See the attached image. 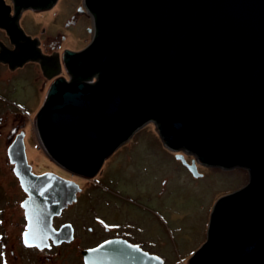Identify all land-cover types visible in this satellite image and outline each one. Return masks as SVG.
<instances>
[{"label": "water", "instance_id": "water-1", "mask_svg": "<svg viewBox=\"0 0 264 264\" xmlns=\"http://www.w3.org/2000/svg\"><path fill=\"white\" fill-rule=\"evenodd\" d=\"M12 2L13 14L0 0V29L17 46L2 49L0 61L13 68L39 60L46 78L56 77L34 119L46 156L92 178L152 122L166 148L194 156L188 163L176 154L193 176L197 164L249 173L246 186L216 201L206 241L188 264H264V0H85L96 35L83 50L63 52L69 81L57 77L59 55H42L19 24L21 11L49 10L57 0ZM8 159L28 195L24 245L71 242V226L53 231L51 221L79 186L35 175L21 135ZM82 255L84 264H164L119 240Z\"/></svg>", "mask_w": 264, "mask_h": 264}, {"label": "rangeland", "instance_id": "rangeland-1", "mask_svg": "<svg viewBox=\"0 0 264 264\" xmlns=\"http://www.w3.org/2000/svg\"><path fill=\"white\" fill-rule=\"evenodd\" d=\"M6 1L10 4L9 0ZM81 9H85L84 0H59L41 17L27 10L21 17V28H24L27 36H38L44 51L47 48L80 51L90 44L94 36L89 32L90 28L93 29V14L90 16L84 12L80 17ZM72 17L77 19L76 24L69 23ZM4 35L0 30V40H4ZM40 68L31 62L24 69L10 74L5 66L0 65V219L12 223L20 215L17 201L23 195L16 188L15 174L10 172L13 166L3 152L7 147L5 137L11 126L23 120L28 132L25 152L34 170L59 171L77 177L81 184L80 203L70 206L58 219V223H73L77 235L72 243L54 247L50 261L45 259V253L35 254L17 246L13 249L18 258L14 260V255L11 261H17V264H81L79 251L96 242L99 231L96 230L95 218L101 215V206L104 205L105 209L108 208L107 216L112 218L106 219L110 223H126L115 208L127 211L132 225L140 226L145 231L135 232L137 239L149 240L150 246L154 244L149 249L160 254L165 264H188V259L206 241L210 215L216 201L246 186L248 171L240 167L222 169L197 164V176H193L173 154H182L187 162L194 156L166 148L155 125L149 122L139 128L113 156L107 158L103 174L98 173L92 178L71 174L46 156L35 130V116L52 82L43 79ZM89 81L94 82L95 77ZM22 108L31 111L30 114H19ZM108 173L115 181L110 191L94 182L95 178H99L106 185L104 181L108 180ZM12 224L0 226V231L2 229L4 233H9ZM88 227H92L94 232L89 233ZM144 234L149 238H145Z\"/></svg>", "mask_w": 264, "mask_h": 264}, {"label": "flooded vegetation", "instance_id": "flooded-vegetation-1", "mask_svg": "<svg viewBox=\"0 0 264 264\" xmlns=\"http://www.w3.org/2000/svg\"><path fill=\"white\" fill-rule=\"evenodd\" d=\"M9 1H10V4L7 3V1L5 0L6 4L7 5H10L13 8V2H12V0H9ZM58 1L59 0H57V2ZM84 6H85V9L84 10L83 9L80 10V12H81L80 15H79L80 17L84 15V12L87 15L88 14L89 15L90 14H93L87 8L86 3H85V0H84ZM27 10L33 11L34 14H36V16H40V17H41V14L42 13L48 11V10L36 11V10H32V9H26V10L21 11V15H20V18H19V24L20 25H21V17L23 16V13L25 11H27ZM11 14H13V9L11 10ZM90 16H92V15H90ZM93 16H92V19H93ZM76 21H77V19L74 20V17H72V20L69 23L70 24H76ZM21 27H22V25H21ZM92 28L93 29H91V28L89 29V32L92 35H94V37H93V39H94L95 38V35H96V27H95V21L94 20H93V27ZM0 30L5 33L4 40L3 39L0 40V51L2 49H4V48L5 49L7 48L8 50H14V49H16L17 44L12 43L10 41L7 33L3 29H0ZM23 30H24V28H23ZM25 36H27V35L25 34ZM28 37H30V36H28ZM30 38L37 40V46H38L39 51L41 52L42 55H45V56H51V55H55V54H58L59 55L60 62H61V73L57 77L62 76L67 81L71 80V76L68 73V71L66 70V67H65L64 63L62 62V58H61V56H62V54H63V52L65 50L64 49L61 50V51H59L58 49L57 50H50L49 48H47L46 49L47 51H44L45 49L42 48V45H41L42 43H41V40L39 39L38 36H36V37H30ZM18 43L22 44L23 41L20 40V42H18ZM81 50H83V49H81ZM76 52H79V51H76ZM9 58L10 59H14L12 57H9ZM31 62H34L35 64H38V66H40V61L39 60H36V61H26L22 65L15 66L13 68L10 67V64L8 62H4V61H0V65H2L3 67L5 66L6 69L8 70V72L11 74V73H15V72H18V71L24 69L26 67V65H28ZM39 72H40L41 76L43 77V79L45 81H53L56 78V77H54V78H52L50 80L47 79L46 76L44 75L43 71L41 70V68L39 69ZM22 109H23V111H18V110L17 111H18L19 114H23V116H24V114L26 112L29 113V114L31 112V111L30 112L25 111V108H22ZM25 129H26V121H24V123H23V120L17 121V123H15L13 126H11L10 130L8 131V133H7L6 137H5V141L7 142V147L5 148V151L3 152L5 156L8 157V148L11 146V144L13 143V141L18 136H20V135L23 137L24 149L26 151V149H27V140H28V138H27L28 137V132ZM123 144H121L114 151V153L119 148H121ZM114 153L111 156H113ZM176 154L177 153H175L173 155H176ZM26 155H27V153H26ZM105 161L103 162V164H102V166H101V168H100V170H99L98 173H101V174L104 173V163H105ZM188 163H190V162H188ZM10 172L11 173L13 172V168L10 169ZM32 172L35 175H41V174H44V173H47V172L54 173L57 176H59L60 178L66 180V181L74 182V183H76L79 186L80 191L77 194H75L76 200L73 203L69 204L66 208H64L58 216L52 217V221H51V226L53 228V231H58L64 225L71 226L73 239L69 243L63 242V243H61L59 245H54L53 244V241L51 240V238H49L48 239L49 246L46 247V248H43V249H38L37 247H26L24 245V243H23V234L26 231L27 219H26L25 210H24L22 204L26 200L27 194L23 191V189H22V187H21V185L19 183V180L14 175V181H15V184L17 186L16 188L18 189V191H20V193H22L23 196H22V198L20 200L17 201L18 209L20 210V215L19 216H16V218L13 219V222H12L13 224L11 222H8V221L4 222V219H0V226H2V225H6L7 226V225H11V224L13 225V227L11 226L9 228L10 229V232L9 233H4L2 229L0 231V257H1V263L0 264H17V261H16V263H14L13 260L11 261V257L15 255V251L13 249V247H15V246H17L19 249L22 248V249H24L26 251H30V252H33L35 254L45 253V259H47L48 261H50L49 260V258H50L49 256H52L51 255V253H52L51 250H53L54 247L55 248H58V247H60L62 245L70 244V243H72L76 239L77 231H76V227H74L73 223H70L69 221H65V222L58 223V219L63 215V213L65 211H67V210L70 209V206H72L73 204L74 205H77V204L80 203L79 194L82 193V190L83 189L81 187L80 182L78 181V178L77 177H74V176H71V175H65V174L59 173V171H55V170H52V171H50V170L36 171V170H34L33 167H32ZM12 176H13V174H12ZM107 176H108V180H105L104 181L105 183H107L106 185H104V183L102 182V180H100L99 178H95V181L94 182H96V183L100 184L101 186H103V188H105L107 191H110V189L113 187V184H115V181H113V178L110 177V173H108ZM103 179H104V176H103ZM59 181H60V183L65 184L64 181H61V180H59ZM108 187H110V188H108ZM118 209L119 208H115V212H118V214L121 216L120 218L122 219V221H126V223H124V224L110 223V222H108L106 219L112 220V218H109L107 216V214H106V211H108V208L106 207V209H105V206L104 205L101 206V212H100L101 215L100 216H96V218H95V221H96V224H97L96 230L99 231L98 234L96 235V242L93 245L88 246L86 248H83V249H81L79 251V254L78 255L82 259L81 264H84L83 255H82V252L83 251L88 250V249H92V248H95V247H98V246L102 245L103 243L108 242L110 240H119L121 242L126 243L127 245L135 246L141 252H145V253H148V254H151V255H155V256L161 258L163 260V263L165 264L164 259L162 257H160L161 256L160 254H158L155 251H151L149 249V247L151 248V246H155L154 244L150 246V241L149 240L139 241L137 239L138 237L136 236L135 232L136 233L139 232V231L140 232H143L144 229L142 227H140L139 225H137L139 227H134L132 225V220L127 217L129 215V213H127V211H124L123 209L120 210V211H118ZM81 210H83V208H81ZM127 221H129V222H127ZM87 229H88V232L89 233H93L94 232V229L92 227H88ZM144 235H145V238H147V239L149 238V236H147L146 234H144ZM32 237L33 238H37V237H42V236H41V234L38 233L36 236H32ZM4 241H7L8 244L6 242H4ZM8 245L11 246L12 249L9 248ZM17 258H18L17 255H15V259L14 260H16Z\"/></svg>", "mask_w": 264, "mask_h": 264}, {"label": "bare ground", "instance_id": "bare-ground-1", "mask_svg": "<svg viewBox=\"0 0 264 264\" xmlns=\"http://www.w3.org/2000/svg\"><path fill=\"white\" fill-rule=\"evenodd\" d=\"M5 1V0H4ZM6 3V2H5ZM7 5V4H6ZM11 7V6H10ZM13 8L11 7V10H12ZM11 12V11H10ZM27 157V156H26ZM24 191V190H23ZM25 192V191H24ZM26 193V192H25ZM27 194V193H26ZM28 196V195H27Z\"/></svg>", "mask_w": 264, "mask_h": 264}, {"label": "snow or ice", "instance_id": "snow-or-ice-1", "mask_svg": "<svg viewBox=\"0 0 264 264\" xmlns=\"http://www.w3.org/2000/svg\"><path fill=\"white\" fill-rule=\"evenodd\" d=\"M25 243H27V241H25ZM29 246H31V245H29Z\"/></svg>", "mask_w": 264, "mask_h": 264}, {"label": "built area", "instance_id": "built-area-1", "mask_svg": "<svg viewBox=\"0 0 264 264\" xmlns=\"http://www.w3.org/2000/svg\"><path fill=\"white\" fill-rule=\"evenodd\" d=\"M89 82H91V81H89Z\"/></svg>", "mask_w": 264, "mask_h": 264}]
</instances>
